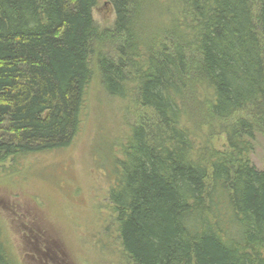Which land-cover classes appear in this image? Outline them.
Returning a JSON list of instances; mask_svg holds the SVG:
<instances>
[{
  "label": "trees",
  "instance_id": "1",
  "mask_svg": "<svg viewBox=\"0 0 264 264\" xmlns=\"http://www.w3.org/2000/svg\"><path fill=\"white\" fill-rule=\"evenodd\" d=\"M106 1L100 30L98 0H0V178L70 146L96 72L132 118L99 166L126 263L264 264V0Z\"/></svg>",
  "mask_w": 264,
  "mask_h": 264
},
{
  "label": "rangeland",
  "instance_id": "2",
  "mask_svg": "<svg viewBox=\"0 0 264 264\" xmlns=\"http://www.w3.org/2000/svg\"><path fill=\"white\" fill-rule=\"evenodd\" d=\"M114 17L112 6L98 0L96 26L110 29ZM94 76L80 133L70 146L26 156L18 171L0 178V226L18 264H127L114 235L109 180L99 166L108 140L132 118ZM253 148L251 161L262 170L264 140L255 139Z\"/></svg>",
  "mask_w": 264,
  "mask_h": 264
}]
</instances>
